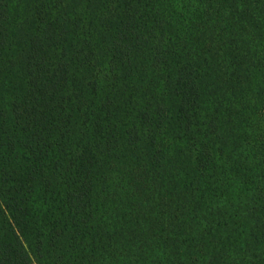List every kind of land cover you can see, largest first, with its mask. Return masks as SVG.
I'll list each match as a JSON object with an SVG mask.
<instances>
[{"label": "trees", "instance_id": "1", "mask_svg": "<svg viewBox=\"0 0 264 264\" xmlns=\"http://www.w3.org/2000/svg\"><path fill=\"white\" fill-rule=\"evenodd\" d=\"M185 1L0 0V264H264V0Z\"/></svg>", "mask_w": 264, "mask_h": 264}, {"label": "rangeland", "instance_id": "2", "mask_svg": "<svg viewBox=\"0 0 264 264\" xmlns=\"http://www.w3.org/2000/svg\"><path fill=\"white\" fill-rule=\"evenodd\" d=\"M176 2H178V4H179V7L182 5V4H185V0H175ZM127 248H128V246L124 249V252H125V254H127ZM154 256H155V254H152V253H150V256H149V259H150V262L152 261V259L154 258ZM156 257V256H155ZM127 260V259H126ZM127 263H133V261H128L127 260ZM142 264H149V261H142L141 262ZM120 264H122L121 262H120ZM151 264H152V262H151Z\"/></svg>", "mask_w": 264, "mask_h": 264}]
</instances>
